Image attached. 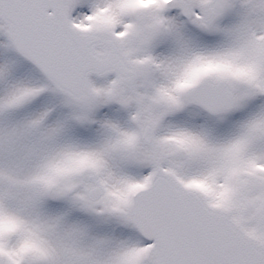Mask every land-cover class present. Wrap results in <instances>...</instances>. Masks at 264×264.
<instances>
[{"label": "snow or ice", "instance_id": "1", "mask_svg": "<svg viewBox=\"0 0 264 264\" xmlns=\"http://www.w3.org/2000/svg\"><path fill=\"white\" fill-rule=\"evenodd\" d=\"M0 264H264V0H0Z\"/></svg>", "mask_w": 264, "mask_h": 264}]
</instances>
